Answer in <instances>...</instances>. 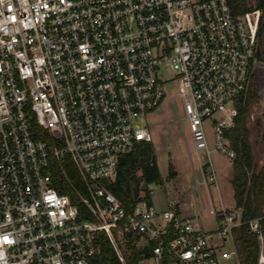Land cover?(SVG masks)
I'll use <instances>...</instances> for the list:
<instances>
[{"label":"built area","instance_id":"built-area-1","mask_svg":"<svg viewBox=\"0 0 264 264\" xmlns=\"http://www.w3.org/2000/svg\"><path fill=\"white\" fill-rule=\"evenodd\" d=\"M261 15H235L227 0H0V264H95L103 236L124 263L126 234L144 240L154 264H238L241 209L220 195L215 207L208 186L218 190L211 154L231 164L236 157L227 131ZM171 80L195 182L207 191L201 208L218 221L212 231L182 215L176 200L157 211L152 189L125 204L108 187L118 157L152 141L147 116ZM64 157L84 186L73 197L53 184ZM247 226L264 264L258 218ZM215 231L221 245L212 243Z\"/></svg>","mask_w":264,"mask_h":264},{"label":"trees","instance_id":"trees-1","mask_svg":"<svg viewBox=\"0 0 264 264\" xmlns=\"http://www.w3.org/2000/svg\"><path fill=\"white\" fill-rule=\"evenodd\" d=\"M233 14H241L252 8L262 11L257 31V51L260 35L264 29V0H256L254 6L248 5L247 0H227ZM252 63L249 65V79L245 90L235 99L238 109L235 126L227 131V137L231 146L236 151V157L232 162L231 187L234 205L241 209L240 224L234 229V241L237 252L238 264H258L259 238L258 235L248 229L247 222L258 218L261 234L264 237V161L260 167H256L250 142L247 138L248 128L246 116L249 113L250 104L255 100L256 94L252 88ZM260 119L256 124H260ZM264 139V128L262 129ZM53 184L62 193L73 197V188L84 189L82 180L68 157L57 162L52 170ZM162 177L154 154L151 141H140L134 149L122 153L118 157V166L115 177L109 182L111 192L129 204L135 199L149 198V185L159 183ZM138 236L125 235L122 263L106 237H102L100 252L95 258V264H139L143 258L149 257L150 248L139 249L135 245ZM144 253V254H143Z\"/></svg>","mask_w":264,"mask_h":264},{"label":"rangeland","instance_id":"rangeland-1","mask_svg":"<svg viewBox=\"0 0 264 264\" xmlns=\"http://www.w3.org/2000/svg\"><path fill=\"white\" fill-rule=\"evenodd\" d=\"M248 5L254 6L256 0H247ZM167 79V78H166ZM164 97L158 108L147 116V125L152 136V145L154 154L161 174L159 183H151L152 189L151 201L157 211H161L166 206V200H176L182 209L183 215L194 216L201 222V226L206 231L217 229L218 224L213 221V216L203 213L201 208V196L208 205L207 191L204 185L198 189L195 182V174L200 179V172L197 167V159L189 154V135L186 124H181L184 113L182 104L177 95V84L171 81H165ZM250 104L249 113L246 116V126L248 128L247 138L250 142L254 163L260 167L264 161V139L262 138L263 123L260 114ZM260 119V124L256 120ZM211 159L217 172L218 190L214 185L208 186V193L215 207L219 206V195L225 205H231L232 187L227 173L231 171L232 164L222 155L212 153ZM205 161L201 157V162ZM212 243L221 245L219 233L215 231L212 234ZM135 245L142 249L144 240L138 238ZM124 248V242L122 244ZM122 248V249H123ZM223 248L229 249L228 242L223 243ZM144 254V253H143ZM230 264H236L234 260L228 261ZM139 264H154L151 258H143Z\"/></svg>","mask_w":264,"mask_h":264},{"label":"crops","instance_id":"crops-1","mask_svg":"<svg viewBox=\"0 0 264 264\" xmlns=\"http://www.w3.org/2000/svg\"><path fill=\"white\" fill-rule=\"evenodd\" d=\"M251 82H252V88L254 90V93L256 94V98L253 102V106L256 109V111L260 114V118L262 120L263 128H264V29L260 35L258 54L252 63V81ZM231 174H232V168H231V171L227 173L226 175H228L229 178H231ZM229 206H234L233 200H232L231 205ZM263 211H264V208H263ZM181 213H182V209H181ZM194 216L196 215L194 214ZM194 216H191V217H194ZM186 217H189V216H186ZM213 221L218 224L217 219L214 217H213Z\"/></svg>","mask_w":264,"mask_h":264}]
</instances>
